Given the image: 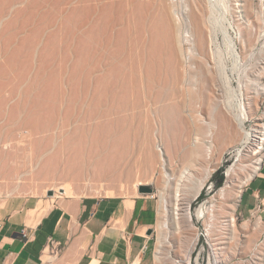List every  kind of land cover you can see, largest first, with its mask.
I'll return each instance as SVG.
<instances>
[{
	"label": "rangeland",
	"instance_id": "1",
	"mask_svg": "<svg viewBox=\"0 0 264 264\" xmlns=\"http://www.w3.org/2000/svg\"><path fill=\"white\" fill-rule=\"evenodd\" d=\"M3 1L6 0H0V4ZM16 1L18 14L12 17L11 27L15 29L27 21L28 25L16 36L11 34L12 30L0 37V71L13 60L24 72L28 113L33 115L37 111L34 102L38 103L45 96H87L93 60L96 65L93 78L99 91L120 110L111 118L88 121L81 128L71 125L64 130L57 128L43 134L42 144L51 143L48 157L54 155L64 142L80 143L88 150L94 137L101 138L106 134L102 125H107L110 119H119L114 122L112 130L134 143V156L146 135L157 159L161 155L166 159L168 172L179 175L185 167H192V150L200 149L203 159H207L210 124L215 126L213 131L216 134L228 120L234 132L220 135L219 139L213 138V163L206 160L200 170L193 171L189 184L183 187L186 198L192 199V212L225 184L229 168L235 166L237 174L243 176L246 165L254 158L242 163L238 160L236 147L240 146L242 131L234 114L237 113L238 98L244 92L243 96L256 101L258 109L249 113L242 126L248 132L264 124V53L261 52L264 36L253 44L260 28H264V0ZM198 19L202 21L208 41L205 52L210 71L199 69L193 56ZM212 74L219 82V90L212 82ZM200 90L210 97L206 98ZM52 116L44 114L40 117L34 113L33 117L36 118L35 124L40 125V122L50 121ZM197 137L199 141L196 142ZM67 154H62L63 158L53 165L47 163L48 169L52 166L49 175L42 171L41 163L32 174L25 173L10 181L0 178V196L3 199L31 197L47 200L55 194V185L67 173L65 167L70 165L69 159H65ZM218 159L220 162L214 164ZM211 164L216 168L201 190L204 196L200 198L201 193L195 195L196 188L205 176L203 170ZM92 170V166H86L76 193L63 197L113 195L107 188L121 190L122 183L124 187L120 196L150 201L157 250L159 191L164 184L161 174L157 172L154 180L133 191V174H123L105 180L103 185H96L87 179ZM48 178L53 179L54 184L43 194L46 184L51 183ZM148 185L152 187L151 192L140 191L142 186ZM245 186H236V191ZM168 192L166 195L171 198L173 195ZM63 197H55L53 203ZM177 222V219L172 220V244L164 253L171 249L173 257L181 256L184 253L182 236L198 234L199 244L192 251V264H213L212 244L216 239L207 236L203 220L194 218L193 226L185 229ZM245 222L237 206L236 234L225 233L218 243L216 254L220 262L256 264L253 257L264 256V235L250 244L249 234L254 223L249 221L245 227ZM156 263L159 264L157 259Z\"/></svg>",
	"mask_w": 264,
	"mask_h": 264
},
{
	"label": "bare ground",
	"instance_id": "2",
	"mask_svg": "<svg viewBox=\"0 0 264 264\" xmlns=\"http://www.w3.org/2000/svg\"><path fill=\"white\" fill-rule=\"evenodd\" d=\"M17 4L18 2L16 0L1 2L0 37H4V35L8 33L10 34L12 30L14 32L11 34L16 36L26 29L28 21L22 23L20 27H15V29L11 27L14 19H12V17L18 14V9L16 8ZM203 29L202 21L198 19L196 29L197 37L194 42L193 56L196 58L197 63L195 64H197L199 69L206 68L207 71H210L205 52L208 41L205 30ZM263 36L264 28H260L253 44L263 39ZM261 52L264 53V42ZM95 70L96 65L93 60L89 69L90 84L87 96L78 95L58 98V96L52 94L40 98L38 103L34 102L33 107L34 109L37 108V111L34 112L35 114H38L40 117H43L44 114L53 115L50 121L46 120L44 123L40 122V125L35 124L34 120H36V118L33 117L34 113L32 115V113H28L27 110L26 76L24 72L16 67L13 60L9 61L6 68L0 71V178H5L10 181L25 173L32 174L41 163L43 164L41 168L42 171H47V173H45L49 175L52 166L48 169L46 167L47 163L53 165V163L63 158L62 154L68 153L65 159H69L70 165L65 167L67 173L62 177V181L58 185H55V194L52 196L50 195L51 197L45 200V202H43L44 200L40 201L39 206L42 208L41 211L43 212L48 210L55 197H63L64 195H73L76 193V187L79 185L82 171L86 166L93 167L87 179L94 181L96 185H103L102 183L105 180L113 179L123 174L128 176L133 174V191H137L139 185L148 184L150 181L154 180L157 172H159L164 184L159 191L160 199L157 220V232L159 235L156 250V259L158 263L166 264L167 262H173L174 264H192V251L198 240V234L194 236H182L181 246L184 247V253L181 256L173 257L171 249H167V254L164 253V250H166L167 246L172 244L170 240L172 220L177 219L179 227H184L185 229L187 227L191 228L193 226V220L196 218L198 220H203L207 229V236H212L216 239L212 244L215 258L213 264H227V262H220L217 259L216 252L218 250V243L221 240L220 238H222L225 233L236 234V212L243 191V189L236 191V186L243 187L244 184L251 181L254 174L259 169L264 155V124L259 129L248 132L242 126L244 120L249 118V113L251 111H257L258 107L256 101L246 98L243 96L244 92H242V96L238 98L237 113H233L237 120L238 127L242 131L240 146L236 147L238 160L241 161V163L243 160L249 159L250 157L254 158V160L250 159L252 162L246 165L245 173L241 177L237 174L235 166L229 168L225 184L221 186L215 194L204 200L193 213L190 208L192 199L186 198L185 196V185L189 184L187 182L193 177V171L200 170V167L206 163V160L213 163V138L219 139L220 135L227 136L234 132L231 126L232 124L228 120L223 122L222 128L220 131H216V134L213 131L215 126L210 124L207 132V136L210 138L208 140L210 145L207 147V154L205 155L207 159H203L200 149L192 150L191 156H193L194 159H190V161L193 168L187 166L179 175L168 172L166 159L161 155L159 159H157V154L153 151L151 140L148 136L146 137V135L142 137L140 143L141 148L137 155L134 156V143L130 142L125 135H119L118 132L112 130L114 128V122H117L119 119L117 121L110 119L107 125H102L106 134L104 135L103 131L104 137H94L92 140V147L88 150L84 149L80 143L64 142L58 146L54 155L48 157L51 152V143L48 141V143L42 144L41 140L43 139L41 138H44L42 137L43 134L57 128L64 130L71 125H77L78 128H81L88 121L102 119L104 117L111 118L113 115L119 113L120 110L117 109L113 102L109 103L105 96L99 91L97 82H95L93 78ZM211 78L212 82L219 90L217 78L213 74ZM250 81L252 82V79ZM261 89H263V87H261ZM207 90L214 92L210 88ZM200 92L206 98L210 97L204 90H200ZM145 110L147 111L146 108ZM29 111L31 110L29 109ZM230 112L232 113L231 110ZM197 141H199V137L196 138V142ZM98 143H100L99 146ZM98 147H100V149H98ZM220 160L221 159H218L214 164H218ZM189 168L191 170H189ZM215 168V165L211 164L203 170L205 171V176L196 188V196L201 193L206 182L211 179ZM48 179L51 183L46 184L43 194L48 189H51L50 185L54 184V181H52L53 179ZM237 181H239V184ZM123 187L124 185L121 183V190L108 187L107 191L113 195H119ZM36 188L38 189V187ZM166 191H169L168 193L171 192L173 196L171 198L167 197ZM34 193L36 194L37 192ZM1 198L0 196V199ZM132 201L133 199L129 198L127 202L132 203ZM32 213H35V211H32ZM248 224L249 221H246L245 227ZM262 226L263 224L260 220L254 223L252 233L249 234L248 242L250 244L253 245L259 240L258 234L260 230H262ZM230 253L233 255L232 251ZM230 253L228 256L231 255ZM212 256L213 255H211V257ZM253 260L256 264H261L264 261V256H255Z\"/></svg>",
	"mask_w": 264,
	"mask_h": 264
},
{
	"label": "crops",
	"instance_id": "3",
	"mask_svg": "<svg viewBox=\"0 0 264 264\" xmlns=\"http://www.w3.org/2000/svg\"><path fill=\"white\" fill-rule=\"evenodd\" d=\"M255 174L243 188L238 213L245 221H261V237L264 155ZM129 198L69 196L43 212L41 200L1 198L0 264H157L154 230L147 232L153 221L150 201Z\"/></svg>",
	"mask_w": 264,
	"mask_h": 264
},
{
	"label": "water",
	"instance_id": "4",
	"mask_svg": "<svg viewBox=\"0 0 264 264\" xmlns=\"http://www.w3.org/2000/svg\"><path fill=\"white\" fill-rule=\"evenodd\" d=\"M140 191L141 192H151L152 191V187L151 186H142L141 188H140ZM153 229H150L149 231H147L148 232V234H152L153 232Z\"/></svg>",
	"mask_w": 264,
	"mask_h": 264
},
{
	"label": "built area",
	"instance_id": "5",
	"mask_svg": "<svg viewBox=\"0 0 264 264\" xmlns=\"http://www.w3.org/2000/svg\"><path fill=\"white\" fill-rule=\"evenodd\" d=\"M1 225V224H0ZM26 236V234H24ZM199 244V241L196 242V245H195V249L197 247V245ZM263 263V262H262Z\"/></svg>",
	"mask_w": 264,
	"mask_h": 264
},
{
	"label": "trees",
	"instance_id": "6",
	"mask_svg": "<svg viewBox=\"0 0 264 264\" xmlns=\"http://www.w3.org/2000/svg\"><path fill=\"white\" fill-rule=\"evenodd\" d=\"M203 196H204V194H203V192L200 194V198H203Z\"/></svg>",
	"mask_w": 264,
	"mask_h": 264
}]
</instances>
